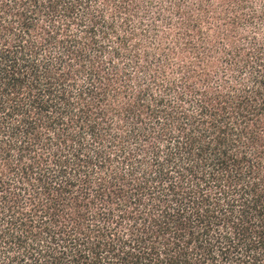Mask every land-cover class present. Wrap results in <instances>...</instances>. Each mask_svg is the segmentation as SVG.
<instances>
[{"label": "trees", "instance_id": "16d2710c", "mask_svg": "<svg viewBox=\"0 0 264 264\" xmlns=\"http://www.w3.org/2000/svg\"><path fill=\"white\" fill-rule=\"evenodd\" d=\"M0 264H264V0H0Z\"/></svg>", "mask_w": 264, "mask_h": 264}]
</instances>
